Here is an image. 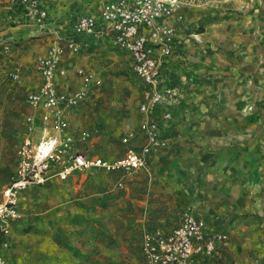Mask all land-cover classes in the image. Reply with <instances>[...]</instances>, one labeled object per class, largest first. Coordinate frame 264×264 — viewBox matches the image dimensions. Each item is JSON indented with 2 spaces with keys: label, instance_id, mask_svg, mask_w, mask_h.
<instances>
[{
  "label": "rangeland",
  "instance_id": "374dc122",
  "mask_svg": "<svg viewBox=\"0 0 264 264\" xmlns=\"http://www.w3.org/2000/svg\"><path fill=\"white\" fill-rule=\"evenodd\" d=\"M42 1L48 11L65 12L64 16L87 8L94 11L100 4L97 0ZM182 1L188 3L179 11L177 30L186 45L184 52L188 49L194 57L192 65L183 70L193 72L198 85H220L234 78L239 84L235 105H162L157 120L172 123V128L163 134L165 146L150 155L155 168L150 176L139 170L124 174L91 169L31 187L21 196L22 216L12 227V260L24 264H143L140 243L144 233L167 231L184 213H196L197 201H205L208 209L200 216L210 220L216 231L228 234L213 264H264V59L257 62L256 98V79L249 75L251 57L247 55L241 63L232 61L228 72H220L219 53L225 55L223 47L230 44L203 39L200 33L209 24L221 26L235 15L219 11L218 0ZM6 6L7 0H0V199L24 135L25 95L40 81L35 61L56 40L65 41L57 24L60 17L50 14L44 27L15 26L19 22H11ZM255 7L252 13L257 23L253 20L252 30L255 26L260 45L264 42V0H257ZM84 40L76 56L65 51L64 58L73 64L70 72L82 67L100 79L84 104V125L96 138L91 143L93 151L115 159L125 151L122 135L134 131L138 135L131 142L136 147L142 142L138 129L142 115L137 111L141 81L129 57L110 38ZM246 52L244 47L241 54ZM15 70L19 77L13 80ZM223 74L231 77L223 79ZM172 82L175 86L169 87L173 94L168 95V103L177 104L179 80ZM219 95L211 93L212 98Z\"/></svg>",
  "mask_w": 264,
  "mask_h": 264
},
{
  "label": "built area",
  "instance_id": "2783aa9c",
  "mask_svg": "<svg viewBox=\"0 0 264 264\" xmlns=\"http://www.w3.org/2000/svg\"><path fill=\"white\" fill-rule=\"evenodd\" d=\"M183 4L182 0L104 2L98 11L79 14L67 31L65 41L62 43L59 38L36 59L35 69L40 81L25 95L24 135L16 148L13 170L0 199V264H24L8 259L5 252L11 247L12 227L21 218L20 199L28 187L44 185L51 179L66 180L91 169L149 173L150 155L166 144L156 111L166 96L173 94L171 89L161 87L162 67L174 54L177 42L176 29L169 19L180 17ZM6 9L11 22L23 21L44 27L49 19L48 8L42 0H7ZM87 36L109 37L128 55L132 71L142 83L138 106L142 115L138 124L142 142L139 147L132 146L131 140L138 133L124 134L120 142L126 147L125 151L115 159L76 148L77 137L69 129L66 118V112L84 102L91 86H98L100 79L78 67L80 88L67 92L59 91L56 85V76L67 72L62 66L64 52L79 53ZM11 76L16 80L19 71L15 70ZM37 114L41 120L40 139L36 137ZM50 130L54 131L52 143L47 140ZM89 137L90 132L83 129L78 141L85 142ZM227 239L226 232L209 230L202 216L186 212L167 231L145 232L140 251L143 264H202Z\"/></svg>",
  "mask_w": 264,
  "mask_h": 264
},
{
  "label": "crops",
  "instance_id": "0c3cea01",
  "mask_svg": "<svg viewBox=\"0 0 264 264\" xmlns=\"http://www.w3.org/2000/svg\"><path fill=\"white\" fill-rule=\"evenodd\" d=\"M107 1H111V0H97V2H99L100 4L97 6V8L94 11H98V9L101 7V5L104 2ZM184 2V1H183ZM256 2L257 0H218L217 5L220 6V8H218L219 11H228L230 13H233L235 16H233L231 19H229L227 22H225L223 25L221 24V26L216 25V24H209L208 27L206 29H202L200 31V33L202 34L201 36L204 38H211V40H224L227 43L230 44V46H226L223 47L226 49V53L225 55H223L222 53L220 54V63H222V68L220 69V72H228L230 70V68H232L231 66H229L228 64L230 62H235L236 63H241V62H245L247 55H249L250 58V65H249V72H250V77L251 79L255 78L256 82H255V86L253 87L255 90L253 91L252 87H251V91H253L256 94V98L258 96V77H259V70H258V60L260 58V60L264 59V42L263 44L258 45V32H254V29L252 30V22L254 20V22L257 23V18L253 17V11L256 10ZM96 2H92L93 5ZM188 2L185 1L184 4H187ZM184 4L182 9L184 8ZM91 8V7H90ZM264 8V7H263ZM89 8L86 9L85 12H77V13H73V14H65L64 13H59L57 15V13H53L54 11L49 10V18H50V14L53 17H60L57 19V24L59 28H62L60 31L62 36H65L68 30L71 29L72 27V23L75 20V18L82 13H89V12H94V11H87ZM181 9V10H182ZM264 16V9L262 10L261 13ZM64 17H63V16ZM260 21V20H259ZM169 22L175 27L176 29V34H177V42H176V47L174 50V54L169 57V59L164 63L163 67H162V80H161V87L165 90L166 88H169L170 86H175L172 85L174 84V82L172 81H176L179 80V83L177 82V87L179 88L180 91V100L179 103L177 104H170L168 103V99H170L169 96H166L165 101L157 108L156 111V118L159 119V113H161L162 109H164V107H162V105H215L214 102H216V105H235L234 103V99L236 97V93H237V87L239 86V84L235 83L234 78L232 80L226 81L224 84H220V85H209L208 82L199 84L197 83V80H195L193 78V76H195V74L191 71H184L183 69H187L190 65H192L193 63V55L191 54V52L189 53V50H186V53L184 52V48H186V45L182 42L181 37L178 33V25L180 24L181 21H179L177 18L174 19H169ZM261 22L263 23V25L261 26V29L263 30V35H264V19L261 20ZM14 23V22H13ZM260 23V22H259ZM19 25H29V27H32V24H25L23 21H19L18 25L16 24L15 26H19ZM218 27V29L216 30V28ZM36 27V26H35ZM231 30H233L234 32L231 33ZM248 30V32H247ZM87 37H91V36H87ZM86 37V38H87ZM106 38V37H103ZM109 38V37H107ZM244 38H249L248 41L247 39ZM86 43H82L81 45V49L80 51L83 49V46ZM226 44V43H225ZM224 44V45H225ZM245 44V46H244ZM237 47H240L239 50H235ZM248 49V52L246 53H242L243 49ZM220 47H218L219 49ZM220 50V49H219ZM233 51V52H232ZM123 52V51H122ZM72 53V52H71ZM127 57L128 55L123 52ZM75 54V55H74ZM74 56H76V53H73ZM260 55V57H259ZM253 56V57H252ZM73 64H69L66 62V59L64 58L62 66L67 70L65 75H57L56 76V85L59 91H67V92H73L74 90L78 89L81 87V79L80 77L76 74V69L78 67H75L76 69H74L73 72L71 71V66ZM131 65V62H130ZM75 73V74H74ZM226 77H231V76H227L225 74L221 75V78L225 79ZM264 77V74L261 75V78ZM264 84H262L263 86ZM96 86H91L88 96L86 98V100L84 102H82L80 105H78L77 107H73L71 109H69L66 112V118L68 120V124H69V129L74 133L76 138V142L74 144V146L80 150H83L87 153H91V154H97V152H94V148L92 147V141L96 140V138H94V136H92V132L89 130V128L84 125V119L86 116L83 115V111L85 109L84 104L87 102L88 99H90L91 93ZM141 88H142V83H141ZM141 88L139 91V96H138V102H137V111L138 114L140 115L138 106H139V101H140V94H141ZM262 92H264L263 88H261ZM211 93H219V97H215L212 98L211 97ZM175 106L172 107V109L175 108ZM141 116V115H140ZM141 118L138 121V124L140 122ZM41 120L39 117V114L36 115V125H37V131H36V137L37 139H40V135H41ZM160 128H161V132L164 134H168L171 133V128H172V123H163V121L161 120L159 122ZM83 129H87L92 138L90 137V139L88 140V142H79L78 141V135L79 132ZM53 130H50L48 136H47V140L50 141V143H52L53 141ZM123 136V135H122ZM121 136V137H122ZM170 140V138H169ZM132 146H136L135 142H131L130 143ZM124 148H126L124 145H122ZM88 147V148H87ZM124 153V152H123ZM122 156L119 155L117 156L120 157ZM149 173H146L144 170H139L141 172H143L145 175H152L155 168L153 166V162L151 160V156L149 157ZM198 165V162L195 163V166ZM77 174V173H76ZM75 175V174H74ZM56 181H63V180H58V179H51L46 183H51V182H56ZM45 183V184H46ZM34 187V186H33ZM31 188V187H30ZM29 187L24 190L22 192V195H24L25 193H27L30 189ZM195 206L197 207L196 209V213L201 215V213H206L207 212V203L205 201H197L195 203ZM21 208V206H20ZM21 211V210H20ZM22 216V214H21ZM20 220V219H19ZM18 220V221H19ZM180 220V218L178 219V221ZM17 221V222H18ZM177 221V223H178ZM207 222V228L209 230H215L216 228L214 226H212L211 221L210 220H206ZM176 223V224H177ZM221 244L220 243L218 245V248L215 252V254L207 259V260H203L202 264H213V259L217 256H219L220 254V250H221ZM11 249V248H10ZM10 249L5 252V255L8 259L10 258ZM143 261V260H142Z\"/></svg>",
  "mask_w": 264,
  "mask_h": 264
},
{
  "label": "trees",
  "instance_id": "16d2710c",
  "mask_svg": "<svg viewBox=\"0 0 264 264\" xmlns=\"http://www.w3.org/2000/svg\"><path fill=\"white\" fill-rule=\"evenodd\" d=\"M84 42H85V40H84Z\"/></svg>",
  "mask_w": 264,
  "mask_h": 264
}]
</instances>
